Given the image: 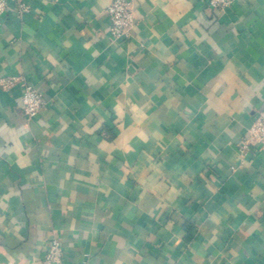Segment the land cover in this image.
Masks as SVG:
<instances>
[{
  "label": "crops",
  "instance_id": "crops-1",
  "mask_svg": "<svg viewBox=\"0 0 264 264\" xmlns=\"http://www.w3.org/2000/svg\"><path fill=\"white\" fill-rule=\"evenodd\" d=\"M17 1V0H16ZM0 17V264H264V0H22ZM22 81L44 94L22 111Z\"/></svg>",
  "mask_w": 264,
  "mask_h": 264
},
{
  "label": "built area",
  "instance_id": "built-area-1",
  "mask_svg": "<svg viewBox=\"0 0 264 264\" xmlns=\"http://www.w3.org/2000/svg\"><path fill=\"white\" fill-rule=\"evenodd\" d=\"M17 4V12L22 16L29 11V6L22 0H0V17L5 15L9 2ZM234 0H208V6L214 12L224 11L233 4ZM105 14L109 19L108 32L114 39H127L131 30L137 23L135 6L132 0H114L106 9ZM17 78H6L0 84L10 89L17 84ZM22 111L27 119L38 117L47 102L44 94L27 82L22 81ZM250 147L264 153V109L258 112L257 119L249 130L248 137L244 138L239 148L242 152ZM64 249L61 240L53 235L48 240L47 250L43 255V264H64Z\"/></svg>",
  "mask_w": 264,
  "mask_h": 264
}]
</instances>
